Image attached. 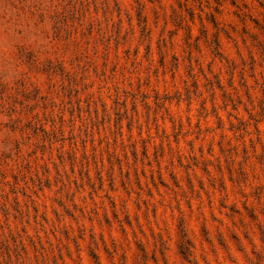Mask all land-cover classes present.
<instances>
[{
	"label": "rangeland",
	"instance_id": "1",
	"mask_svg": "<svg viewBox=\"0 0 264 264\" xmlns=\"http://www.w3.org/2000/svg\"><path fill=\"white\" fill-rule=\"evenodd\" d=\"M0 264H264V0H0Z\"/></svg>",
	"mask_w": 264,
	"mask_h": 264
}]
</instances>
